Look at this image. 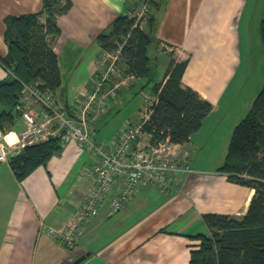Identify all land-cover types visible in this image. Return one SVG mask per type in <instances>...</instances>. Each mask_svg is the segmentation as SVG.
<instances>
[{
  "label": "crops",
  "instance_id": "1",
  "mask_svg": "<svg viewBox=\"0 0 264 264\" xmlns=\"http://www.w3.org/2000/svg\"><path fill=\"white\" fill-rule=\"evenodd\" d=\"M71 2V9L57 19L61 33L51 46L62 76L61 87L54 95L72 113L91 92L104 53L95 35L125 12L127 1ZM245 5L246 0H166L155 12L154 36L159 53L152 60L154 75L147 95L156 98L152 86L163 80L172 54L176 61L188 60L182 86L195 90L213 107L199 131L187 143L174 146L172 158L191 162V172L181 177L176 190L167 193L142 184L130 201L114 212L110 199L120 188L117 180L98 214L82 224L74 242L66 245L55 232L64 230L80 213L92 186L87 173L94 161L92 156L71 141L22 180L16 178L9 162L0 163V264H189L191 249L198 243L193 236L207 232L204 214L237 219L246 214L254 190L229 181L218 167L190 158L191 153L197 155L199 146L202 150L208 144L209 136L233 111L240 72L245 75L242 61L250 45L247 30H240ZM41 6V0H0V57L8 50L4 40L6 18L37 12ZM40 19L45 21L44 16ZM158 63H163L160 73L156 72ZM8 76L0 63V80ZM128 79L105 85L102 94L116 86L115 95L108 96L105 107L95 102L88 114L89 132L97 142L112 140L126 122L134 123L139 118L141 108L117 123L108 116L112 110L109 101L119 96L114 104H123L126 98L122 91L128 92L139 83L145 85L133 78L129 86H124ZM22 105L16 129L22 127L24 118L35 119L40 113L36 105ZM239 113L225 124L226 131L216 134L221 145L229 143Z\"/></svg>",
  "mask_w": 264,
  "mask_h": 264
},
{
  "label": "trees",
  "instance_id": "2",
  "mask_svg": "<svg viewBox=\"0 0 264 264\" xmlns=\"http://www.w3.org/2000/svg\"><path fill=\"white\" fill-rule=\"evenodd\" d=\"M126 1L125 12L118 14L95 39L104 53L118 54L124 74L148 85L154 75L148 47L156 40L155 12L166 0ZM41 2L39 11L5 20L4 40L8 50L0 57V63L9 76L0 80V128L3 129L14 127L21 116L16 108L25 85H36L54 93L62 84L58 56L51 42L61 33L58 17L71 9L72 2ZM140 4L147 7L146 29L137 17L129 15ZM260 26L264 41V19ZM187 64L188 60L176 61L171 54L163 80L152 86L156 101L145 124V130L154 137H168L178 145L187 143L199 131L213 108L195 90L182 86ZM105 90L104 86L102 92ZM61 148L58 138H50L24 148L10 158L9 164L16 178L22 180L37 167L46 165ZM217 171L227 175L231 182L252 188L254 195L240 219L217 213L203 215L207 232L193 236L198 243L191 249L189 264H264V85L249 111L235 125L224 162Z\"/></svg>",
  "mask_w": 264,
  "mask_h": 264
},
{
  "label": "built area",
  "instance_id": "3",
  "mask_svg": "<svg viewBox=\"0 0 264 264\" xmlns=\"http://www.w3.org/2000/svg\"><path fill=\"white\" fill-rule=\"evenodd\" d=\"M146 9V5H144ZM129 15L135 16L134 12ZM142 26V25H141ZM166 51L169 47L162 46ZM118 54L103 53L99 68L93 78L92 90L84 100H80L75 112H69L58 102L53 92L41 90L36 85H25L17 110L22 111V104L29 102L40 108L37 118H24L20 129L0 128V163L9 162L24 148L58 138L61 147L76 141L80 147L94 159L87 173L92 179V186L85 196L84 203L76 220L56 231L55 237L66 245H71L79 227L96 216L101 205L112 191L113 185L120 180L118 192L110 199L114 212L121 210L142 184H150L167 193H173L181 177L191 172L188 159L172 158L174 146L168 137H154L145 130L151 105L156 98L147 97V105L140 111L136 122H126L119 134L108 142H97L90 135L88 114L95 102L105 107L108 96L115 95L116 86L105 94L102 89L107 84L114 85L120 76L116 64ZM133 79L132 76H128ZM99 95H102L99 100Z\"/></svg>",
  "mask_w": 264,
  "mask_h": 264
},
{
  "label": "rangeland",
  "instance_id": "4",
  "mask_svg": "<svg viewBox=\"0 0 264 264\" xmlns=\"http://www.w3.org/2000/svg\"><path fill=\"white\" fill-rule=\"evenodd\" d=\"M145 10L146 9L144 8V5L140 4L139 6H135V8L131 11L136 13L140 18L141 25L144 29H146ZM263 19L264 0H246L244 14L242 20L240 21V30L241 32L247 30L246 35L248 36L250 42V45L248 46V56L244 54V56L246 57L243 56L244 58L242 61L244 64L246 63V67L244 66V64H242V70L244 71L245 75L240 72L242 78L240 83H238L239 89L235 96L236 100L233 106V111L232 113H230V117L226 121H224L225 124H227L228 120L231 119L232 115L237 111L240 112V117L237 118V121L239 122L249 111L252 106L253 100L264 85V41L261 36L260 26ZM158 53L157 43L153 42L148 47V55L153 60V58ZM116 64L120 70V76L115 78V82L118 80H124L128 77L126 74H124L125 69L119 59L116 61ZM162 64L158 63L156 68L157 73L162 72ZM157 78L159 77L157 76ZM130 83L131 80L128 79V81L124 83V86H129ZM142 85L143 83H139L137 85L131 86V89L128 92L122 91L120 94L122 96H125L124 98H126L123 99L125 100L123 104H114L118 100L119 96L118 98L116 97L113 100L109 101L108 107H112V110L108 116L112 117V119L115 120V123H117L120 118L128 115L130 112H138L140 108L143 109V107L147 105L145 99L151 93L150 84L144 85L143 87ZM143 94L148 95L143 97ZM141 109L139 110V112L141 111ZM225 124L218 128L215 131V134L209 136L210 140L205 147L203 146L202 150V146H199L200 150L198 151L197 155H195V153H191L190 158L194 159L195 157H197L198 161H205V163H208L212 166L214 165V167H219L220 165H222L228 150L229 143L227 142L226 144L221 145V143L218 141L220 136L216 134L223 133L227 130V126L225 127Z\"/></svg>",
  "mask_w": 264,
  "mask_h": 264
}]
</instances>
